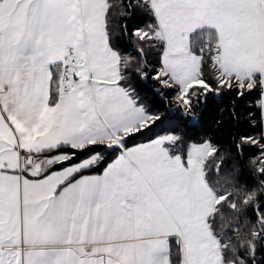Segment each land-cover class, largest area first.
<instances>
[{
  "label": "snow or ice",
  "instance_id": "snow-or-ice-1",
  "mask_svg": "<svg viewBox=\"0 0 264 264\" xmlns=\"http://www.w3.org/2000/svg\"><path fill=\"white\" fill-rule=\"evenodd\" d=\"M0 264H264V0H0Z\"/></svg>",
  "mask_w": 264,
  "mask_h": 264
}]
</instances>
